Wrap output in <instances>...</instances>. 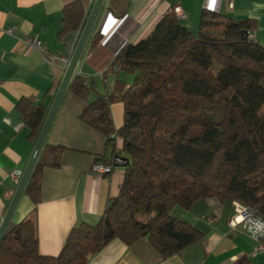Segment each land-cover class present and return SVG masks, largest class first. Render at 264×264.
Returning <instances> with one entry per match:
<instances>
[{"label":"trees","instance_id":"trees-1","mask_svg":"<svg viewBox=\"0 0 264 264\" xmlns=\"http://www.w3.org/2000/svg\"><path fill=\"white\" fill-rule=\"evenodd\" d=\"M89 5L73 0L64 6L59 36L82 31ZM126 6L111 0L109 9L124 17ZM255 28L252 19L231 21L204 9L193 31L172 10L146 37L119 49L92 100L93 83L72 77L68 89L87 101L81 120L105 135L113 155L129 160L119 192L99 223L74 226L54 257L39 252L31 219L10 223L0 264H85L114 239L130 244L140 237L167 257L201 237L173 211L205 198L236 201L264 217V46L249 39ZM98 41L94 36L92 43ZM115 101L122 104L119 127L110 110ZM18 107L35 141L47 108L24 98ZM43 146L24 189L35 205L41 167L57 166L62 149L55 147L45 161Z\"/></svg>","mask_w":264,"mask_h":264},{"label":"crops","instance_id":"crops-1","mask_svg":"<svg viewBox=\"0 0 264 264\" xmlns=\"http://www.w3.org/2000/svg\"><path fill=\"white\" fill-rule=\"evenodd\" d=\"M71 1L0 0V226L20 180L16 182L11 175L24 171L36 141L28 136L29 128L23 123L18 102L29 99L35 105L43 104L48 112L67 66L58 60L53 64L45 61L25 40L35 37L48 53L71 56L81 31L59 36L63 8ZM110 1L104 0L72 76L93 83L88 101L101 90V72L119 49L146 37L165 13L178 6L185 12L181 23L193 31L204 9L231 21L252 19L256 24L255 41L264 46V0H126L125 20L109 34L104 31L108 13L118 17L115 7L109 9ZM93 2L90 0L88 12ZM11 28L10 34L7 30ZM94 36L99 37L96 44L92 43ZM113 80L111 75L106 82L112 85ZM86 104L67 88L45 138L48 148L42 156L51 161L58 152L55 147L60 146L58 165L41 167L37 204L23 192L11 218V224L27 219L34 222L38 249L44 256H57L74 226L97 225L122 183L121 167L114 166L109 174L92 170L96 160H110L113 153L107 149L105 135L81 120ZM110 110L115 127H119L122 104L115 101ZM234 206L230 201L205 198L190 209L176 208L173 215L191 224L201 237L173 255L163 256L147 237L130 244L114 239L93 253L85 264H264V252L255 253L256 242L240 225L230 224Z\"/></svg>","mask_w":264,"mask_h":264},{"label":"water","instance_id":"water-1","mask_svg":"<svg viewBox=\"0 0 264 264\" xmlns=\"http://www.w3.org/2000/svg\"><path fill=\"white\" fill-rule=\"evenodd\" d=\"M104 3V0H94L93 5L91 7V10L87 16L86 22L83 26V29L81 31L80 37L78 39V42L75 46V49L72 53V55L69 58V62L66 66L64 76L54 94L53 100L51 102V105L48 109V112L46 114V117L44 119V122L42 124L41 130L38 134V137L35 141V145L33 148V151L31 153V156L27 162V165L22 172V175L20 177V180L18 182V185L16 187V190L13 194V197L7 207V211L4 215L3 221L0 226V241L2 240L10 222L12 215L14 213V210L20 200L21 195L24 192L25 186L27 184V181L30 177V174L34 168V165L39 157V154L41 152V149L44 145L45 138L47 136V133L49 131V128L53 122V119L57 113V110L61 104V101L65 95V92L68 88V85L72 79V76L74 74L76 65L80 59V56L83 52V49L86 45V42L90 36V33L92 31L93 26L95 25V22L98 18V15L100 13L101 7ZM101 26V22H99V26ZM121 159L124 161V163L116 164V167H124L129 163L128 158L121 157Z\"/></svg>","mask_w":264,"mask_h":264},{"label":"built area","instance_id":"built-area-1","mask_svg":"<svg viewBox=\"0 0 264 264\" xmlns=\"http://www.w3.org/2000/svg\"><path fill=\"white\" fill-rule=\"evenodd\" d=\"M174 12L180 20L185 18V12L181 7H176ZM124 19L125 16L118 18L111 13H108L104 31H108L109 34H112L122 24ZM7 32L11 34L13 32L12 28L8 29ZM248 37L250 40L255 41L254 32H249ZM25 42L27 45L36 48L41 53L43 59L51 64L56 60L60 61L63 65H67L69 62L70 55L61 52L56 54L48 53L45 46L35 37L28 38ZM118 162H121V160L116 157H112L110 163L107 165L101 162H95L92 165V170L99 174H109L113 170V165ZM21 174V171H15L12 173L11 177L17 182L21 177ZM235 209L236 215L230 219V224L233 226L240 225L242 230L256 242L255 253L264 252V217L259 215L255 209L239 203H235Z\"/></svg>","mask_w":264,"mask_h":264},{"label":"rangeland","instance_id":"rangeland-1","mask_svg":"<svg viewBox=\"0 0 264 264\" xmlns=\"http://www.w3.org/2000/svg\"><path fill=\"white\" fill-rule=\"evenodd\" d=\"M126 17V16H125ZM119 18H121V17H119ZM125 20V19H124ZM116 55V54H115ZM101 74H103V73H101ZM112 157H116V158H119V160H121V162H118L117 164H121V163H124V161L121 159V157L122 156H120V155H113ZM112 158H110V160H111ZM110 160H108L109 162H110ZM116 164H114L113 166H115ZM116 167V166H115ZM114 168V167H113ZM233 203H234V205H235V203H237L238 204V202H236V201H233ZM240 204V203H239ZM234 209H235V206H234ZM235 215H236V209H235Z\"/></svg>","mask_w":264,"mask_h":264}]
</instances>
